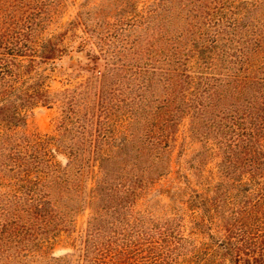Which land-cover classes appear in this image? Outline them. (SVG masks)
<instances>
[{"label": "trees", "instance_id": "1", "mask_svg": "<svg viewBox=\"0 0 264 264\" xmlns=\"http://www.w3.org/2000/svg\"><path fill=\"white\" fill-rule=\"evenodd\" d=\"M47 1L0 0V180L9 179L10 189L0 202V264H11L20 253L10 251L38 248L40 237L70 223L78 208L63 200L75 190L72 177L84 185L82 175L91 181L84 201L94 213L78 264L163 261L170 250L152 259L150 246L159 243L149 238L123 235L118 242L117 229L98 234L105 227L103 211H111L115 221L109 224L117 222L123 231L136 224L123 225L126 212H134L136 189L169 172L170 139L186 118L189 138L203 145L192 167L199 172L209 160L218 170L205 194L191 195L202 224L221 233L215 255L230 264H264V0H151L143 13L126 0L110 25L113 40L96 35L95 56L117 67L108 69V63L94 76L92 129L80 141L82 151L73 128L80 123L76 91L60 94L69 105L59 122L63 135L18 132L25 107L54 98L43 82L26 81L30 67L18 61L20 53L32 52L33 62L54 59L62 50L52 39L40 52L4 40L27 39ZM84 22L80 16L77 24ZM114 74L119 83L125 80L121 93L107 86ZM113 125L123 137L108 140ZM66 131L73 134L65 146ZM60 153L67 160L59 168L53 160ZM65 256L53 259L70 264Z\"/></svg>", "mask_w": 264, "mask_h": 264}, {"label": "rangeland", "instance_id": "2", "mask_svg": "<svg viewBox=\"0 0 264 264\" xmlns=\"http://www.w3.org/2000/svg\"><path fill=\"white\" fill-rule=\"evenodd\" d=\"M128 2L126 0H48L44 9L45 13L35 19L33 29L27 39L22 42H19L17 38L4 40V42L8 40L11 44H24L40 52L41 46L52 39L62 50L54 59L45 61L36 57L33 58V62H30L29 55L33 54L30 51L20 53L23 56L18 57V61L30 67L29 73L26 74V81L43 82V91L45 90L47 94L54 97L48 103L41 101L22 110L25 123L18 128L20 135L54 138L63 135L64 130L59 128V122L66 113L69 114V105L60 94L67 90L76 91L74 107L80 123H76L73 127L75 135L77 130L75 140H78L79 145L80 141L88 139L90 129H92L91 109L97 89L94 76L105 71L104 66L108 63V69L117 67L112 66L110 64L112 62L103 60V57L95 56L98 52V47L94 50L98 41L96 35L113 40L110 25L116 21L120 10L126 8L125 4ZM130 3L136 11L143 13L152 1L132 0ZM129 15L125 17L128 18ZM80 16L85 18L84 25L77 24ZM143 27L145 26L138 28V33H143ZM107 29L110 32L106 31ZM0 52H3V49H0ZM117 79L121 80L115 74L111 75L107 86L115 93H121L119 88L124 90L125 80L123 86V83H119ZM110 131L111 133L107 134L108 140L122 136L116 125L111 126ZM176 131L169 143V172L145 190L136 189L139 196L132 206L134 212L132 215H130L131 212H126V218L123 220L124 227L125 223L134 220L136 224H131V228L123 231L117 222L114 225L109 224L115 221L111 211H103L102 223L103 220L106 222L103 223L105 227L98 236L103 237L108 232L117 229L113 239L117 238L118 242L122 240L123 235L131 240L149 238L152 242L159 243L150 246L152 259L170 250L171 254L166 255L163 261L160 262L159 258L158 262L152 260V264H230L229 258H218L215 255L221 233L215 228L212 230L202 224L199 218L201 210H193L195 206L191 197L193 191L205 194L204 188L214 184L218 171L216 164L214 161L206 160L200 166L199 172H196L194 167L199 161L197 155L203 151V145L199 141L192 142L189 138L187 118L180 123ZM72 134L73 132L66 131L65 146L71 143ZM79 148L80 151L83 150L80 145ZM86 148H89V143L86 144ZM66 160V156L60 153L56 155L53 162L60 168L61 165L62 167L65 165ZM86 168L87 166L85 170ZM78 180L79 177L71 178L76 186L75 190L68 191L63 200L73 211L76 207L78 208L68 217L70 223L66 227L59 226L53 233L40 237L39 247L24 251L28 254L25 257L22 256L23 251H10L9 253L15 252L16 255L20 252L11 264H58L54 259H63L65 254H67L65 257L71 259L70 264H78L80 255L86 247L89 222L94 213L93 207L88 206L84 201L87 200L91 181L86 175H82L84 185L78 187L76 185ZM8 181L9 179L0 180V202L3 203L6 202V194L10 191L5 185ZM78 192H82V195ZM79 197L82 198L80 203L78 202ZM106 239L108 238H100V242L104 243Z\"/></svg>", "mask_w": 264, "mask_h": 264}]
</instances>
